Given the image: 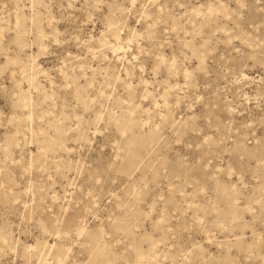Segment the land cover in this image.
<instances>
[{
  "label": "rangeland",
  "instance_id": "rangeland-1",
  "mask_svg": "<svg viewBox=\"0 0 264 264\" xmlns=\"http://www.w3.org/2000/svg\"><path fill=\"white\" fill-rule=\"evenodd\" d=\"M0 264H264V0H0Z\"/></svg>",
  "mask_w": 264,
  "mask_h": 264
}]
</instances>
